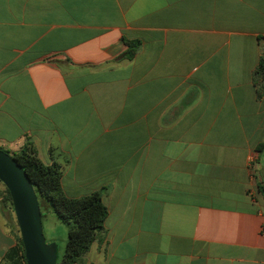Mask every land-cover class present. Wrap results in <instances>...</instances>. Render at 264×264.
I'll list each match as a JSON object with an SVG mask.
<instances>
[{"label": "crops", "instance_id": "crops-1", "mask_svg": "<svg viewBox=\"0 0 264 264\" xmlns=\"http://www.w3.org/2000/svg\"><path fill=\"white\" fill-rule=\"evenodd\" d=\"M263 52L264 0H0V149L108 211L76 264H264Z\"/></svg>", "mask_w": 264, "mask_h": 264}, {"label": "trees", "instance_id": "trees-1", "mask_svg": "<svg viewBox=\"0 0 264 264\" xmlns=\"http://www.w3.org/2000/svg\"><path fill=\"white\" fill-rule=\"evenodd\" d=\"M133 48L127 52L128 58L133 55ZM253 80L255 83H264V52L254 71ZM0 151L3 150L0 149ZM3 152L10 155L23 169L35 191L39 206L40 201L47 202L57 218L68 227L63 257L57 264L79 262L103 231L108 211L102 202V194L94 192L77 199L67 198L60 184L61 167L56 163L44 165L30 144L25 145L17 153ZM2 204L13 213L11 199L6 189H4ZM15 228L17 244L10 256L15 258V264H26L16 221Z\"/></svg>", "mask_w": 264, "mask_h": 264}, {"label": "water", "instance_id": "water-1", "mask_svg": "<svg viewBox=\"0 0 264 264\" xmlns=\"http://www.w3.org/2000/svg\"><path fill=\"white\" fill-rule=\"evenodd\" d=\"M0 183L8 191L26 264H57V247L43 234L35 191L23 169L0 151Z\"/></svg>", "mask_w": 264, "mask_h": 264}, {"label": "rangeland", "instance_id": "rangeland-1", "mask_svg": "<svg viewBox=\"0 0 264 264\" xmlns=\"http://www.w3.org/2000/svg\"><path fill=\"white\" fill-rule=\"evenodd\" d=\"M4 187L0 183V190L4 194ZM40 212L42 217L43 234L46 242L55 244L57 247V262L63 257L64 247L67 240L68 227L61 222L45 201H40ZM14 215V214H13ZM15 219V218H14Z\"/></svg>", "mask_w": 264, "mask_h": 264}, {"label": "built area", "instance_id": "built-area-1", "mask_svg": "<svg viewBox=\"0 0 264 264\" xmlns=\"http://www.w3.org/2000/svg\"><path fill=\"white\" fill-rule=\"evenodd\" d=\"M260 235H261V237H262V238H264V229H262V231H261V234H260Z\"/></svg>", "mask_w": 264, "mask_h": 264}]
</instances>
